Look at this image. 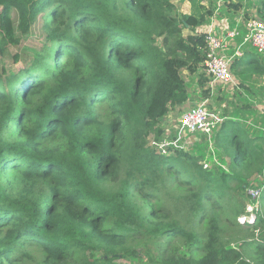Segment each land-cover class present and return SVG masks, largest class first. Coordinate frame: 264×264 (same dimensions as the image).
Returning <instances> with one entry per match:
<instances>
[{
	"label": "trees",
	"instance_id": "obj_1",
	"mask_svg": "<svg viewBox=\"0 0 264 264\" xmlns=\"http://www.w3.org/2000/svg\"><path fill=\"white\" fill-rule=\"evenodd\" d=\"M173 1L0 0V264H264V132L225 115L204 151L151 144L190 102L185 70L209 90L210 10Z\"/></svg>",
	"mask_w": 264,
	"mask_h": 264
},
{
	"label": "rangeland",
	"instance_id": "obj_2",
	"mask_svg": "<svg viewBox=\"0 0 264 264\" xmlns=\"http://www.w3.org/2000/svg\"><path fill=\"white\" fill-rule=\"evenodd\" d=\"M187 2L184 3V2ZM207 3L206 8L211 9L215 8L218 9L217 13H221V7L226 6V2L228 0H221L220 4H217V7L215 6V2L213 0H204ZM243 3V11L246 10L249 13H246L247 17L250 18L253 17L251 14H255L253 10L255 9V4L256 8L259 10L260 13H263V1L262 0H238ZM176 6V13L178 14L179 18L182 17V14H184V11L187 10L188 4L192 5L191 0H174L173 1ZM222 3V4H221ZM231 8V7H230ZM229 8V10H230ZM235 9V7H234ZM1 10V8H0ZM239 10V9H237ZM205 12V10H202L200 8V12ZM235 11H232V14L234 17H232L228 23L227 26L230 29L236 28V26L239 23L238 18L240 17L241 13H234ZM206 18H208L209 14L207 13ZM16 16V12H13V17ZM231 16V15H230ZM42 20L39 19V21L34 25L32 31L25 37L23 38L22 42L24 46H34V45H41L44 42V32L42 30ZM240 36L237 38V42L240 43L243 41L245 35H246V30L245 28L240 27ZM189 31L185 30V34H188ZM243 49H246L247 51H252L256 52L258 57L261 60H264V55L259 54L256 49L249 43H246L242 46ZM15 51V49H13ZM232 50V49H230ZM240 62V59H237L235 63ZM2 64H5L6 67L9 70H18V64H13L12 57L11 56H6L2 58ZM234 64V63H233ZM232 64V73L234 75V82L231 83H222V82H214L212 77H209L208 74L205 72V76L207 81L205 82V87L209 90L206 92L201 89V85L199 82L200 75L194 74L191 75L188 71L185 70L184 75L186 81L189 83V92L191 93L190 97V102H188L187 107L190 105H195L197 103L201 102H206L208 107L211 109V111L218 113L222 117H225V115H231L234 117L236 114L239 116L237 117L238 120H240L245 128L250 129V131L253 132H264V75L259 76L256 74H249L245 73L242 70V66L240 67V72L236 70V66ZM205 71V68L204 70ZM237 71V72H236ZM199 76V77H198ZM256 89L258 90L257 92H253V90ZM251 104V105H249ZM251 108H249V107ZM181 108L173 109L171 115V123H175L179 111ZM170 117V116H169ZM217 132V130L215 131ZM197 136L200 138L203 137L202 143H195L194 137L188 138L187 142V149H195V147H199L201 151H204L205 146H207L208 140L205 139L206 137L203 136L200 133H195ZM205 139V141H204ZM207 140V142H206ZM201 142V140L199 141ZM196 144V145H195ZM209 150L212 151L213 149L211 148V145L208 144V147H206V151ZM216 161V158L212 160H207L206 164L212 165ZM255 185H258L260 181L262 180L261 177L255 176ZM252 188H258V187H249L248 192ZM262 192V188H261ZM250 201V200H249ZM126 262L124 260H120V262ZM16 260H14V263ZM128 263V262H127ZM29 264H33L32 261L29 262Z\"/></svg>",
	"mask_w": 264,
	"mask_h": 264
},
{
	"label": "built area",
	"instance_id": "obj_3",
	"mask_svg": "<svg viewBox=\"0 0 264 264\" xmlns=\"http://www.w3.org/2000/svg\"><path fill=\"white\" fill-rule=\"evenodd\" d=\"M243 24L247 33L240 43L237 42V38L240 36V24L234 29L228 27L219 29L211 23L210 26L206 25L204 29H201L206 34L207 43L205 71L214 82L225 84L234 82L231 67L238 58L244 55L246 50L242 48L244 44H251L259 54L264 55V16L250 18L244 16ZM230 49L233 51L230 52ZM223 121L224 117L211 111L204 101L186 108L182 112L174 132L175 136L165 134V138L161 142L156 141L153 136L151 144L158 145L164 152L167 148L187 149L188 138L198 137L195 133H200L211 139ZM205 166L208 167V164L205 163ZM248 190L250 201L247 203V210L238 218L239 222L243 224L254 222L260 209L261 188H252L250 192Z\"/></svg>",
	"mask_w": 264,
	"mask_h": 264
},
{
	"label": "crops",
	"instance_id": "obj_4",
	"mask_svg": "<svg viewBox=\"0 0 264 264\" xmlns=\"http://www.w3.org/2000/svg\"><path fill=\"white\" fill-rule=\"evenodd\" d=\"M214 2H215V6L217 7V4H220V1L221 0H213ZM263 1V0H262ZM184 3H186L187 4V2L185 1ZM217 3V4H216ZM202 4L206 7L207 6V3L205 2V1H203L202 2ZM222 4V3H221ZM235 4V6L236 5H239L238 7L239 8H236L235 6H233ZM263 5V4H262ZM188 8H187V10L186 11H184V13H191V11L193 10V8H192V5L191 4H188V5H186ZM231 7V8H230ZM234 7H235V9H234ZM229 8H230V10H229ZM237 9H239V10H237ZM204 10V9H203ZM209 10H210V12L209 13H211V14H209V16H208V18H206V20H205V22L201 25V26H199L198 27V29H197V31H201V29H204L205 27H206V25H208V26H210V24L211 23H213L214 24V26H216L217 28H226V27H228L227 26V23H228V21L232 18V17H234V15L232 14V11L234 10L235 12V14H237V13H241V15H240V17L238 18V21H239V23H240V26L242 27V28H245V26H244V24H243V21H244V16H246L247 14L246 13H249V12H247L246 10H244L243 11V3L242 2H240V1H238V0H228L227 2H226V6H222L221 7V13L219 14V13H217V10L218 9H216L215 8V10H214V8H209ZM262 10H263V8H262ZM253 12L255 13V14H251V16H260V17H262V16H264V14H262V13H260L259 12V10L256 8V4H255V9L253 10ZM250 14V13H249ZM231 15V16H230ZM247 17V16H246ZM207 26V27H208ZM233 50H231L230 52H232ZM198 104V103H197ZM187 105L188 104H186V106L185 107H183L184 109H186V108H189V107H191L192 105H190V106H188L187 107ZM194 106V105H193ZM182 108V107H181ZM179 109V108H178ZM177 109V110H178ZM183 109V110H184ZM183 110L181 111V109H180V111H179V114H178V117H177V119H176V121H175V123H171V113L173 112V111H171L170 113H169V115L167 116V118H166V120L164 121V127H165V132H166V134H167V136L168 135H173V136H175V130H176V128H177V126H178V123H179V118H180V116L182 115V112H183ZM170 116V117H169Z\"/></svg>",
	"mask_w": 264,
	"mask_h": 264
},
{
	"label": "clouds",
	"instance_id": "obj_5",
	"mask_svg": "<svg viewBox=\"0 0 264 264\" xmlns=\"http://www.w3.org/2000/svg\"><path fill=\"white\" fill-rule=\"evenodd\" d=\"M243 57V56H242ZM239 59V58H238ZM196 105V104H195ZM224 120H225V117H224Z\"/></svg>",
	"mask_w": 264,
	"mask_h": 264
}]
</instances>
